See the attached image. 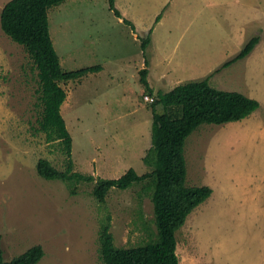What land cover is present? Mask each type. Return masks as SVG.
I'll use <instances>...</instances> for the list:
<instances>
[{
    "label": "rangeland",
    "instance_id": "1",
    "mask_svg": "<svg viewBox=\"0 0 264 264\" xmlns=\"http://www.w3.org/2000/svg\"><path fill=\"white\" fill-rule=\"evenodd\" d=\"M115 8L122 18L108 9L107 0H66L48 9L62 69L101 67L58 81L66 93L60 113L72 139L73 170L105 179L129 168L138 175L150 172L142 158L150 147L152 111L138 71L144 67L140 38L153 28L146 53L154 95L148 97L208 78L211 87L259 104L245 120L202 124L186 139V186H208L212 193L175 233L179 263L264 264V0H115ZM255 35L259 42L246 58L221 68ZM36 74L23 47L0 29L4 260L40 246L39 264H102L97 233L106 214L116 247L146 243L154 225L148 193L140 192L143 184L111 188L100 205L91 195L93 183L78 184L71 196L67 183L37 175L39 159L63 170L64 156L37 130Z\"/></svg>",
    "mask_w": 264,
    "mask_h": 264
},
{
    "label": "trees",
    "instance_id": "2",
    "mask_svg": "<svg viewBox=\"0 0 264 264\" xmlns=\"http://www.w3.org/2000/svg\"><path fill=\"white\" fill-rule=\"evenodd\" d=\"M64 1L10 0L0 13L2 33L23 47L37 72L40 104L37 130L44 134L47 143H57L64 156L63 170H57L46 159H39L35 165L36 173L45 180L67 183L71 196L76 195L78 184L93 183L91 195L100 205L105 204L111 188L127 190L143 184L140 192L148 193L152 205L154 231L151 238L139 246L116 247L110 231L111 216L106 214L97 233L99 259L102 264H180L176 255L175 233L184 225L188 215L212 193L208 186H186V139L202 124L220 126L240 122L251 116L259 104L241 93L211 87L208 78L178 85L166 93L157 92L151 103L150 147L142 158L150 172L138 175L129 168L118 178L105 179L74 171L72 139L60 113L66 93L58 81L80 78L87 73L100 71L101 67L97 65L73 71L62 69L49 33L48 9ZM107 4L114 16L122 18L115 8V0H107ZM160 19L161 13L155 17L154 24ZM122 20L135 32L130 21ZM152 29H149L146 37L140 38L144 67L138 71L139 83L145 94L151 97L154 92L147 81L149 59L146 49ZM259 39V35L252 36L221 68L246 58ZM158 106L162 109L160 112ZM43 256V249L33 246L5 261L0 238V264H39Z\"/></svg>",
    "mask_w": 264,
    "mask_h": 264
},
{
    "label": "crops",
    "instance_id": "3",
    "mask_svg": "<svg viewBox=\"0 0 264 264\" xmlns=\"http://www.w3.org/2000/svg\"><path fill=\"white\" fill-rule=\"evenodd\" d=\"M10 0H0V13H1V10H2V8H3V6L7 3V2H9ZM49 21V20H48ZM123 22V21H122ZM49 24V23H48ZM152 31H153V29H152ZM176 67V66H175ZM177 68V67H176ZM169 69H173V67H169V68H167V69H165V71L164 72H167ZM148 84H149V82H148ZM253 115V114H252ZM245 120V119H244Z\"/></svg>",
    "mask_w": 264,
    "mask_h": 264
},
{
    "label": "built area",
    "instance_id": "4",
    "mask_svg": "<svg viewBox=\"0 0 264 264\" xmlns=\"http://www.w3.org/2000/svg\"><path fill=\"white\" fill-rule=\"evenodd\" d=\"M145 101L148 102V103H152L153 102V98L151 97H148L147 95L145 96Z\"/></svg>",
    "mask_w": 264,
    "mask_h": 264
}]
</instances>
